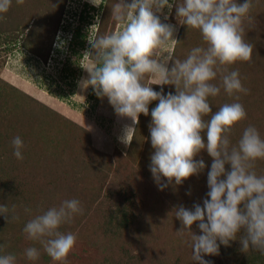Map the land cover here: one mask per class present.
<instances>
[{
  "label": "clouds",
  "instance_id": "obj_1",
  "mask_svg": "<svg viewBox=\"0 0 264 264\" xmlns=\"http://www.w3.org/2000/svg\"><path fill=\"white\" fill-rule=\"evenodd\" d=\"M15 2L22 5L25 0ZM89 2L97 7L102 4V0ZM12 3L13 0H0V21ZM252 3L253 0H116L112 19L121 27L89 39L94 49L93 63L85 67L90 77L80 81L81 87L91 85L98 97H107L115 113L130 117L133 124L138 123L141 113L149 115L152 101H159L150 113V138L155 151L149 169L160 190L199 175L206 168L203 159H194L201 150L206 149L214 158L207 173L209 191L203 206L196 203L191 209L182 205L173 209L175 218L184 226L181 230L191 233L192 259L199 264H210L205 255H218L221 244L228 246L237 239L242 244L241 251L248 253L252 249L264 254V175L254 169V163L264 159V137L257 127L249 125L232 144L233 126L247 118L246 109L238 96L236 102L223 104L215 113L209 102L222 89L229 96L249 91L239 71H229L228 66L252 58L253 49L245 41L243 26ZM174 5L179 22L198 30L205 45L192 47L184 59L174 55V26L163 22ZM218 76L219 84L213 83ZM153 84L174 85L176 92L165 95L163 89L154 90ZM133 129H125L122 142H131L129 133ZM11 143L14 156L22 160L24 141L16 136ZM228 164L230 171L225 167ZM83 212L78 199H65L28 220L23 231L27 239L38 241L53 260L65 264L77 234H65L60 228ZM8 213V206L0 203V215L7 217ZM196 222L202 230L200 235L191 230ZM23 255L37 261L41 252L33 246L26 248ZM16 260L15 254H0V264H16Z\"/></svg>",
  "mask_w": 264,
  "mask_h": 264
},
{
  "label": "rangeland",
  "instance_id": "obj_2",
  "mask_svg": "<svg viewBox=\"0 0 264 264\" xmlns=\"http://www.w3.org/2000/svg\"><path fill=\"white\" fill-rule=\"evenodd\" d=\"M26 1L21 5V11H18L16 6L14 8L18 12L16 14H18L19 19L22 17L29 20L30 25H35L32 28L36 27L34 33L36 35L41 27V21L49 13L57 15L61 0L51 2L48 0ZM253 1L256 2V11H250L243 23L245 41L253 49L252 58L250 61H238L233 64L234 70H238L240 73L243 86L249 91L247 94L236 93L227 100V93L222 89L218 96L212 97L214 98L212 101H210L211 97L209 98V102L213 104L211 105L213 113L218 111V108L225 103L236 102L237 96L239 97L238 102L246 109L247 118L233 126V132L230 134L232 144L237 143L233 141L234 138L239 140L244 129L249 125H254V121L264 120V0ZM127 2L130 3L131 0H127ZM65 4L64 15L60 23L61 27L57 30L54 39V51L47 60L45 58H43L44 60L40 59L35 55V51H28L26 47L21 45L13 48V50H8L4 43L0 44V103L2 100H8L11 106L18 107L19 116L15 115L17 121L24 115L25 111L28 112L30 109L33 110L34 107H37L30 100L32 97L42 105L59 113L62 118L60 119L61 129L68 131L74 137V140L69 143L68 152L65 155L60 152H53L54 155L51 156L53 162L46 165V159L41 162L33 159L32 161L24 158L22 160L17 159L20 164H15V168L10 170L12 175L7 177V180L21 194V200L17 201V204L19 203L20 206L21 202L24 204L23 209L20 211H17V204L15 209L11 210L13 216L18 215V219L9 217L15 230H12L11 233L15 232L16 242L20 245L19 249L22 250L16 264H60L44 252L38 241H36L37 248L41 252L39 260H28L23 253L32 240L27 239L23 228L25 223L35 215L41 214L49 207L58 206L65 199L73 198L81 202L84 212L82 215H76L71 223H65L60 228V231L65 234L69 232L77 234L76 245L67 257L65 264H114L120 259L124 260L126 251L134 248H141L144 252H149V254L144 255V260L147 261L148 259V264H174L175 262L179 264H189L191 262L194 264L192 250L179 248V245L172 244L168 239L162 238V241H159L160 247L158 250L151 252L155 240L141 235H146L147 229L153 226L156 227L158 233L164 234V225L151 220L158 215L165 218L169 223V227L172 226L177 230L179 226L177 223L178 218L171 216L169 202L184 207L189 204L190 209L196 203L203 206V200L207 198V192L209 191L207 173L214 158L208 154L206 149L201 150L194 157L196 160L203 159L206 163V168L199 175L186 178L181 185L173 183L164 190H160L149 169L150 157L155 151L154 148L148 146L145 154L148 155L145 158L146 160H142L145 155L140 159L142 164H140V161L134 160L135 155L131 153L130 144L137 123L133 124L130 117L116 114L113 106L106 102L108 98L98 97L91 85L87 88L80 86V81L90 77L85 67H89L93 63L92 46L89 40L86 49L81 51L83 56L76 60L77 55L70 49V40L73 28L79 21L80 11L86 6L94 5L89 0H67ZM108 4L109 0H102L99 7L94 6L95 9L90 11L95 14L93 24L90 27L92 39L95 38L98 28L101 32H113L112 17L107 20L108 23L102 21V15ZM12 10L16 12L14 9ZM164 12L168 13V9L165 8ZM12 15L16 17L15 14ZM11 20L15 23L14 20L16 19H10L8 22ZM43 22L46 23V20ZM163 22L174 26L175 39L178 40L179 35H181L180 49H178L180 54L183 52L188 53L195 46H205L198 30L188 28L185 25L186 30L181 34L182 24L176 17L175 5L169 18L163 20ZM120 27L119 24H116L114 31H118ZM41 28L43 30V25ZM26 34L25 32L23 35L33 45L35 35L28 36ZM58 36L60 37L59 40ZM176 43L177 41L174 42V48ZM168 66L170 67V61ZM66 68H69V70L70 68L74 69V74L67 75ZM218 79L220 80L217 77L213 83L219 84ZM21 92L27 94V96L25 97V94L23 96ZM175 92L176 89L172 93L175 94ZM158 103H155V106ZM152 104L154 106V103ZM0 118L2 121L13 119L7 106L4 113H0ZM151 119L140 131L142 136L146 135L147 140L150 138ZM79 125L89 130L90 140L80 130ZM128 126H132L134 129L129 133L131 142L126 144L122 142L121 137ZM38 127L41 128L40 125ZM143 128L145 129L142 130ZM37 130L39 131V128ZM261 130V134H263L264 128ZM5 134L6 128L2 127L0 123V153L3 155L10 153L5 157L13 160L14 149L13 147H6ZM204 139L207 142L206 135H204ZM64 145H60L63 152L66 150ZM3 146L5 147L3 148ZM140 152L141 150L138 154ZM107 156H110L111 160ZM82 160H85L88 165L83 164ZM8 165L7 161L0 159V167L4 169ZM49 166L57 168L55 169L56 173L53 174V179L57 184L54 182L51 185L49 180L51 177L43 175L44 173L47 174L46 168H49ZM225 167L227 170H231L230 164ZM254 169L258 175H264V159L257 160L254 163ZM4 171L0 170V177L4 176L2 174ZM164 179L167 180V178ZM32 180L33 182H30V184L26 183V189L24 186H20L21 182ZM121 190L124 194L135 195L134 205H136L137 214L138 216L144 214L145 220L118 228L117 223L106 217L112 205L120 202L121 197L118 192ZM52 191L57 196L54 205L51 204V201H48L54 193ZM107 201L110 202L107 204ZM26 209L30 211H25ZM198 223L192 225L194 230L198 228ZM142 229L146 230L141 232ZM198 232L199 235L202 234L201 229ZM0 241L5 243L4 239ZM143 241L147 242L143 243ZM231 242L236 243L235 240ZM223 247L224 245L221 244L219 253L223 252ZM222 255L226 254L223 253ZM223 258L228 259V257H221V259ZM214 259L216 260V258Z\"/></svg>",
  "mask_w": 264,
  "mask_h": 264
},
{
  "label": "trees",
  "instance_id": "obj_3",
  "mask_svg": "<svg viewBox=\"0 0 264 264\" xmlns=\"http://www.w3.org/2000/svg\"><path fill=\"white\" fill-rule=\"evenodd\" d=\"M48 1L51 2L53 0H48ZM25 2L27 1L25 0ZM65 2H67V0H61L60 4L58 5L57 15L56 14L54 15V13H49L43 19V21L46 20V23L41 21V27L43 25V30L40 27V29L38 30L39 31L38 34L35 35L34 33H35L36 27L32 28L35 25H30L29 20L27 19L25 20L22 17L21 19L18 18L17 16L18 14H16L18 12L14 8V6L18 8V11L19 10L21 11V4H17L15 0H13L12 6L9 12L4 14V16H6L5 18H8V19L0 21V44L4 43L5 47L8 50H13V48L21 45L23 47H26L28 51H35L36 52L35 55H37L40 59L45 58L47 60V58L51 55L52 51H54V46H53L54 39L56 37L57 30L61 27L60 23L64 15V9L66 5ZM114 2L116 1L114 0ZM114 2H112V0H109V4L106 7L102 15L103 22L108 23L107 20L112 17L111 16L112 6L114 5ZM178 2H181V0L180 1L178 0ZM237 2L243 3L244 0H237ZM255 4L256 2L253 1L250 11H253V10L256 11ZM12 9H14V11L16 12H13ZM94 9H95L94 6H89V7L86 6L85 8H83L79 14V21L76 24V26L73 28V32H72L71 40H70V46H71L70 49L75 55H77L76 60L80 59V57L83 56V53L81 51L83 49H86V47L88 46L89 39H92L93 37L92 30L90 27L93 24V18L95 14L94 13L92 14L90 11ZM12 14H15L16 17H14ZM10 19H16L14 20L15 23L13 22V20L8 22ZM113 23H114L113 27L115 29V26L117 23L114 20H113ZM185 30H186V26L182 24L181 34ZM25 32L27 33L26 35L28 36H32L33 34L35 35L34 37L35 46L34 44L32 45L30 43V40H28L25 35H23ZM108 33L109 32H101L100 29L98 28L95 38L100 35H104ZM180 36L181 35H179L176 46L174 48V55L179 59H184L187 53L183 52L184 54L183 53L180 54L179 53L180 51L178 52V49H180L179 48L180 38H181ZM183 40H186V39H183ZM93 52H94V49H92V53ZM173 63H174V60L170 61V67L172 66ZM66 70H67V75L74 74V69L70 68L69 70V68H66ZM228 70L229 71L234 70V65L228 66ZM217 81H219V79ZM151 87L156 91H160L161 89H163L165 95H167L168 92H171V91L173 92V90L176 89L174 85L159 86V85L153 84L151 85ZM21 93L24 96L25 93L24 94L23 92ZM26 96L27 94H25V97ZM226 97L228 100L232 96H229L227 94ZM213 99L214 98L211 97L210 101H212ZM30 100H32L37 107H34L33 110L30 109V111L28 112L25 111L24 115L17 121L15 120V115L19 116L18 107L11 106L8 100L1 101L0 113H4V109H6V106H7L9 114L13 116V119L11 121H7V120L2 121V119L0 118V123L2 124V127L6 128V134H5L6 142H7L6 147L8 148L13 147L11 143L12 139L16 136H20L25 144V148L23 150L24 159H29L31 161L33 159L34 161H38V162H41L44 159H46V165H47L48 163L53 162L51 158V156L54 155L53 152L55 153L60 152L63 155H65V153L68 152L69 143H71L72 140H74V137L68 131L61 129L60 119L62 118L59 113L51 110L45 105H42V103H39L36 99L32 97L30 98ZM157 102L159 101L158 100L152 101L151 104L149 105V115H144L143 113H141L139 116L138 123L136 124V128L132 136V142L130 144V148L132 149L131 153H134L135 155L134 160L140 161V159L147 153L146 149L148 148V146L153 148L151 145V141H150L151 138H148L147 140L146 135L142 136L140 131L142 127L146 126L147 121L151 119V114H150L151 110L155 107V103ZM152 103H154V106ZM210 104L213 105L212 103ZM214 108L217 109L216 106H214ZM39 125L41 126V128L38 127ZM254 126L257 127V129L261 133L262 132L261 129L264 128V120L254 121ZM79 127L81 128L80 130L84 133V135L86 137L88 136L90 140L91 135H90L89 130H87L86 128L80 125ZM37 128H39V131L37 130ZM144 129L145 128H143L142 130ZM232 132H233V129H232ZM263 135L264 133L261 134L262 137H264ZM233 141L238 142L236 138H234ZM61 144H65L64 146H66V150L64 152L61 150V146H60ZM4 147L5 146H3V148ZM140 150L141 152L138 154ZM143 150L144 152H142ZM7 154H10V153H6V155ZM6 155H3L2 153H0V159H4L9 164L7 168L3 169L2 167H0V170H5L4 173H2L4 174V176L0 177V203H3L8 206L9 213L7 217L5 215H0V240L4 239V242H5V243H2L0 241V245L3 246L2 250H0V254L12 253V254H15L16 257L18 258L19 256H21L22 250L19 249L20 245L18 244V242H16L15 232L13 234L11 233L12 230L13 231L15 230L12 227L13 224L11 223V220L9 217L13 216L11 210L15 209L17 201L21 200L20 199L21 194L19 193L17 189L11 186V184L7 180V177H11L12 173L10 172V170H13L15 168V164L19 165L20 162H17L18 160L14 155L12 158L13 160H10L9 157H5ZM147 156L148 155H145V157L142 160H146L145 158ZM107 157L109 158V160H111L110 156H107ZM50 158H51V161H50ZM82 161L84 162L83 164H86V166L88 165V163L85 160H82ZM140 164H142V161H140ZM55 169L57 168L49 166V168H46L47 174L46 173L43 174V175H48L51 177V179L49 178L51 185H53L54 182L57 184V182L53 179V174L56 173ZM30 182H33V180L21 182L20 186L25 187V185L27 186V184H30ZM118 193L121 197V200L118 204H116L117 203L116 202L115 205L114 204L112 205L111 209L106 214V217L110 221H114L115 223H117L118 228L126 227L133 222L137 223V222L145 220L144 214H141V215L139 214V216L137 214V211H136L137 208H136V205H134L135 195L124 194L122 190ZM56 198L57 196L54 192L51 195V199H49L48 201H51V204L54 205ZM109 202L110 201H107V204ZM168 206L171 207V216L175 217V213L173 209L177 207L178 204L169 202ZM23 207H24V204L22 202H21V206L18 203L17 211L22 210ZM185 207L190 208L189 204H187V206ZM15 216L18 217L17 214H15ZM137 217L139 218L136 219ZM151 220L157 221L163 224L165 227L164 234H162L159 230L158 231L161 234L158 233L156 230V227L152 225L153 227H150L148 229L146 228L147 229L146 235H141L145 238L155 240V243H154V246L152 247L151 252L154 250L155 251L158 250V248L160 247L159 241H162V238L168 239L172 244L175 243L179 245L178 246L179 248H184L185 250L188 249V251L192 250V248L190 247L191 233L189 232L188 229L181 230L184 226L179 219H177V223L179 225L177 230L178 231L181 230L182 234L181 232H178L176 229H174L172 226L169 227L168 226L169 223L165 220V218L159 215L156 217H153ZM146 229H142L140 231L142 232V231H145ZM191 230L195 234L199 235L198 234L199 233L198 231L200 230L199 228L194 230L192 226ZM145 242L147 241H143V243ZM235 242H236L235 244L231 242L230 245L228 246L224 245L223 247L224 250L222 248L223 252H220L218 255L216 256L215 255H205L204 258L210 261V264H264V254H261L260 252L252 250V249H250L248 253H245L241 251L242 244L240 240L237 239L235 240ZM33 246L37 247L36 241L30 242V245L28 247H33ZM223 253H225L227 256L222 255ZM145 254L147 255L149 254V252H144V250L141 248L139 249L134 248L131 250L128 249L126 251V257L124 258V260L120 259L116 261L114 264H148V259L147 261L144 260ZM150 255L152 254L150 253ZM221 257H226V258L228 257V259H225V258L221 259ZM214 258H216V260ZM168 264H172V263H168ZM174 264H179V263L175 262ZM189 264H192V263L190 262ZM194 264H199V262L195 261Z\"/></svg>",
  "mask_w": 264,
  "mask_h": 264
},
{
  "label": "crops",
  "instance_id": "obj_4",
  "mask_svg": "<svg viewBox=\"0 0 264 264\" xmlns=\"http://www.w3.org/2000/svg\"><path fill=\"white\" fill-rule=\"evenodd\" d=\"M106 102H107V103H109V101H108V100H107ZM109 104H110V103H109Z\"/></svg>",
  "mask_w": 264,
  "mask_h": 264
}]
</instances>
